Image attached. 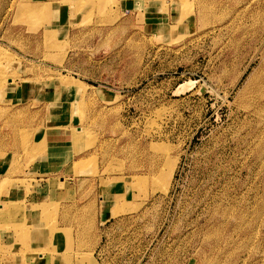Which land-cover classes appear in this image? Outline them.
I'll return each mask as SVG.
<instances>
[{
  "label": "rangeland",
  "instance_id": "obj_1",
  "mask_svg": "<svg viewBox=\"0 0 264 264\" xmlns=\"http://www.w3.org/2000/svg\"><path fill=\"white\" fill-rule=\"evenodd\" d=\"M57 1L0 24V252L264 264V0Z\"/></svg>",
  "mask_w": 264,
  "mask_h": 264
},
{
  "label": "crops",
  "instance_id": "obj_2",
  "mask_svg": "<svg viewBox=\"0 0 264 264\" xmlns=\"http://www.w3.org/2000/svg\"><path fill=\"white\" fill-rule=\"evenodd\" d=\"M12 1H14L15 5H16V3L19 2L20 4H23V3L26 5L30 4V6H35V5L41 6L44 3H52L51 5L54 6V8H56L55 11H56L57 15H56V17L51 18L52 20L50 19L47 22V24H50V25L51 24L56 25V22L58 24H61V23H59L60 19L62 20V24H65V22L68 21L69 17H70V13H69V11L66 12L64 4L58 3L57 0H4V5L2 7L0 6V24L3 23V21H4L3 17L5 14V11L11 5ZM140 1L141 0H126V2H128V5H129V3H131V4L136 3L137 4ZM146 1L152 2V1H160V0H146ZM163 1H170V0H163ZM153 5L150 6L151 11L154 9V8H152ZM115 6L116 5H114V7ZM120 7L121 6L118 5L117 8L121 9L122 7L121 8ZM176 11H177V9L170 7L169 12L171 15H173ZM169 12H168V16H171V15H169ZM176 14H177V12H176ZM162 15L166 16V14H162ZM65 19H66V21H65ZM66 26H68V25H66ZM66 28H67L66 30H68V27H66ZM1 31H3V30H1ZM59 127H57L54 130H46V132H45V130L41 131V139L40 140L45 141L47 143V145H52L53 143L56 144V143L62 142L64 139L63 132H62L63 128H62V126H59ZM54 236L55 237L53 239H55L56 242L58 241V239L63 238V237H59L58 234H55ZM57 252L51 254V253H43V251H37L36 255H26V257H23V258H21L20 256L12 258L11 255L9 256L7 254H3L2 252H0V264H74L73 258L71 260L65 259V261L64 260H61V261L58 260L57 257L59 256V254Z\"/></svg>",
  "mask_w": 264,
  "mask_h": 264
},
{
  "label": "bare ground",
  "instance_id": "obj_3",
  "mask_svg": "<svg viewBox=\"0 0 264 264\" xmlns=\"http://www.w3.org/2000/svg\"><path fill=\"white\" fill-rule=\"evenodd\" d=\"M261 81H262V80H261ZM260 86H261V85H260ZM260 86H259V87H260ZM257 88H258V87H257ZM257 88H256V89H257ZM260 88H261V87H260ZM260 91H262V90H260ZM260 91H259V92H260ZM255 94H256V93H255Z\"/></svg>",
  "mask_w": 264,
  "mask_h": 264
}]
</instances>
